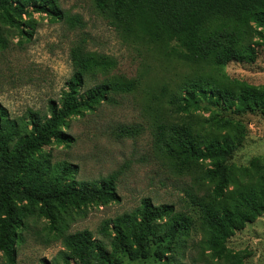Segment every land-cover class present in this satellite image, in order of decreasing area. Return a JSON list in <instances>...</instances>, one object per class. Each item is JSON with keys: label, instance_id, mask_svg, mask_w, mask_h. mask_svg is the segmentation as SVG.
<instances>
[{"label": "trees", "instance_id": "16d2710c", "mask_svg": "<svg viewBox=\"0 0 264 264\" xmlns=\"http://www.w3.org/2000/svg\"><path fill=\"white\" fill-rule=\"evenodd\" d=\"M92 1L113 23L159 45L166 56L212 69L207 76L188 79L168 97L178 114L207 113L197 127H158L167 156L185 171L199 167L200 180L210 188L203 197L186 192L184 211L142 198L133 211L101 223L98 232L107 244L88 229L67 233L76 213L119 201L117 173L97 182L77 181L76 165L52 164L45 147L73 144L75 138L67 132L72 118L111 102L110 94L134 87L115 79L87 86L96 72L107 71L114 62L76 44L69 51L71 75L59 99L48 101L45 115L28 110L11 116L0 104V254L7 264H15L16 245L31 228L30 220H42L47 236L61 244L55 258L43 264H120L122 255L129 260L152 256L155 264H189L182 261L181 250L192 231L200 235L198 246L212 261L245 264L247 251L232 250L226 242L264 213V159L253 156L246 165H237L229 157L247 136L241 116L264 117V84L229 77L223 69L232 61L254 63L264 47V0ZM33 13L53 23L83 26L55 0H0V50L12 36L19 43L32 37L37 24Z\"/></svg>", "mask_w": 264, "mask_h": 264}, {"label": "rangeland", "instance_id": "374dc122", "mask_svg": "<svg viewBox=\"0 0 264 264\" xmlns=\"http://www.w3.org/2000/svg\"><path fill=\"white\" fill-rule=\"evenodd\" d=\"M68 16H78L83 26H70L65 21L50 22L33 13L37 24L32 37L19 43L17 35L7 48L0 50V104L11 116L28 110L46 114L49 100L57 101L71 75L70 48L80 44L85 50L107 57L114 66L98 71L87 86L105 80L133 83L128 93L110 94L111 102H103L94 111L70 120L67 130L75 141L70 146L51 144L45 147L50 162L67 161L76 165L77 181L97 182L117 173L116 190L119 201L92 205L74 215L67 233L88 229L95 239L108 243L98 230L106 219L133 211L142 198L154 204H172L176 211L187 208V194L203 197L209 185L199 178V167L181 169L164 151L159 126L189 123L197 127L207 113L181 115L175 112L168 97L179 91L185 81L212 73L209 66L196 67L168 57L162 48L134 31L113 23L99 12L92 0H55ZM224 72L249 84H264V47L258 49L254 63L229 62ZM162 87H166L162 91ZM202 117V118H203ZM247 126L242 146L229 162L246 165L253 156L264 159V117L245 114ZM124 128L134 133H125ZM23 232L16 245L15 264L50 263L61 249L59 240L47 236L45 223L38 220ZM200 235L192 231L182 247V261L189 264H217L198 246ZM226 245L232 250H246L245 264H264V213L254 222L235 232ZM120 264H155L150 256L129 260L121 256ZM44 261V262H43ZM0 264H7L0 254Z\"/></svg>", "mask_w": 264, "mask_h": 264}]
</instances>
